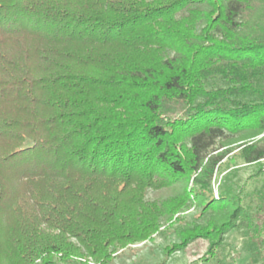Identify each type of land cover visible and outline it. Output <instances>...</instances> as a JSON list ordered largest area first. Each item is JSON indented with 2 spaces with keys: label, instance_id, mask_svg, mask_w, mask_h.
<instances>
[{
  "label": "trees",
  "instance_id": "obj_1",
  "mask_svg": "<svg viewBox=\"0 0 264 264\" xmlns=\"http://www.w3.org/2000/svg\"><path fill=\"white\" fill-rule=\"evenodd\" d=\"M253 1L0 0V264H108L192 200L167 252L204 237L210 260L236 227L264 247V190L256 213L211 193L221 134L264 130Z\"/></svg>",
  "mask_w": 264,
  "mask_h": 264
},
{
  "label": "rangeland",
  "instance_id": "obj_2",
  "mask_svg": "<svg viewBox=\"0 0 264 264\" xmlns=\"http://www.w3.org/2000/svg\"><path fill=\"white\" fill-rule=\"evenodd\" d=\"M245 13L247 22L254 25L252 29L259 34V27L256 25L264 24V0H254L253 5ZM244 33H247V30H244ZM172 55H174L173 52H171ZM249 98L252 99V97ZM243 142L259 143L264 149V130L250 135L231 132L221 134L213 153L226 152V154L215 170L211 182V193L215 198L220 197L226 190L234 193L240 191L244 195L245 189L246 202L256 213L255 194H258L261 189L264 190V158L257 162H247L240 152V145ZM190 186H194L192 181ZM198 187L197 185L196 188ZM147 198H154V190L148 191ZM201 212L202 206L197 203V200L188 202L187 206L174 216L173 223L164 220L159 231L152 238L133 242L124 248L117 246L113 254L114 259L108 264H264V247H259L258 252H253L249 248V237L244 234V229L239 227L225 234L221 251L210 260L206 257L211 242L204 237L195 238L183 249L167 252V248L179 242L175 235L176 228L202 221L203 219L199 217ZM178 215L182 217V221L176 222ZM213 218L218 219L219 215ZM70 240L77 242L75 238ZM86 260L60 264H99L91 257Z\"/></svg>",
  "mask_w": 264,
  "mask_h": 264
}]
</instances>
